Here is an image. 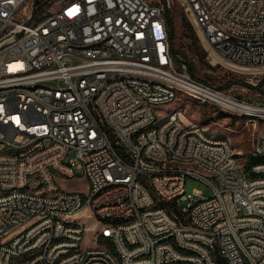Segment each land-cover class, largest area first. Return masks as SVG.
<instances>
[{"label":"built area","instance_id":"2783aa9c","mask_svg":"<svg viewBox=\"0 0 264 264\" xmlns=\"http://www.w3.org/2000/svg\"><path fill=\"white\" fill-rule=\"evenodd\" d=\"M173 2L0 0V73L6 74L0 85V264L28 247H45V254L27 264H115L105 246H79V239L104 237L116 238L125 264H168V258L264 264V178L241 177L227 137H207L180 112L156 121L157 112L143 104V97L181 96L175 83H186L235 114L240 106L264 114V101L190 71L170 34ZM180 2L211 58L212 49L247 72H264V0ZM23 72H31L30 83L7 86L8 76ZM74 78H81L80 87H73ZM34 80L43 87L33 88ZM147 118H155V127L142 132ZM253 140L260 149L251 158L264 155V127ZM5 145H26L27 153L2 156ZM164 156L203 159L219 168L220 179L165 164ZM77 169L88 180L86 191L59 181V172L79 175ZM190 178L212 192L189 190ZM24 181H36V190L19 192ZM38 186H46V194H38ZM48 188L59 198H48ZM94 188H101L98 199H91ZM192 202H199L198 212H191ZM120 213L134 214V222H122ZM61 214H75L80 225L61 223ZM81 215L96 225L81 223ZM153 233H161V242L151 243ZM169 234L197 255H182ZM125 238L137 239V246H125ZM139 250H152V258L137 259Z\"/></svg>","mask_w":264,"mask_h":264},{"label":"rangeland","instance_id":"374dc122","mask_svg":"<svg viewBox=\"0 0 264 264\" xmlns=\"http://www.w3.org/2000/svg\"><path fill=\"white\" fill-rule=\"evenodd\" d=\"M169 14L174 29V43L185 53L184 56L188 61V66L191 65L194 68L197 76L209 80L218 86H223L228 90L231 89L232 93L250 101H264V72H247L243 68L240 69L223 60L221 56L218 59H214L213 56L211 58L209 50L201 41L186 12L183 10L180 0H174L169 9ZM183 20L188 22V24H184ZM258 78L261 80L258 84H254V82L258 81ZM244 83L249 87L248 90H243L240 87V84ZM181 92V96L170 102L155 104L154 110L157 114L165 116L174 109H180L181 118L186 123L198 122L207 129L209 128V131L228 134L239 152V159L243 167L247 169L251 161L250 151L253 147V138L256 130L249 118L245 115L228 111L222 105L208 101L202 102L183 91ZM221 110L227 111L228 115H225ZM77 173L79 175L59 176V181L63 187L68 189L88 190L86 176L80 175L83 174V170L77 169ZM194 187L203 189L207 194L212 192L210 186L205 182L190 178L188 180V188L192 190ZM186 203L184 200L183 204ZM81 219L96 225L95 220L90 218V216L81 215ZM86 240V244L89 246L99 244L98 239Z\"/></svg>","mask_w":264,"mask_h":264},{"label":"bare ground","instance_id":"6f19581e","mask_svg":"<svg viewBox=\"0 0 264 264\" xmlns=\"http://www.w3.org/2000/svg\"><path fill=\"white\" fill-rule=\"evenodd\" d=\"M199 4H206V0H199ZM212 56L219 58L215 51L211 49ZM242 69L243 67L237 66ZM6 74L0 73V85H5ZM31 72H23L22 76H8L7 86H14L15 88H22L23 83H30ZM161 82H169V75H161ZM81 86V78L73 79V87ZM43 80H34L33 88H42ZM176 92H185L187 95L198 99L202 102H216L215 95H203L201 92H197L194 88H188L186 83H175ZM179 96H170L169 98H155L150 101V97H143V104H150V110H154V105L157 103L170 102ZM224 106L228 111L235 112L234 107L225 106V104H217ZM242 110L237 111L238 114L245 115L254 125L255 135L264 127V114L263 111L258 108H252L250 106H240ZM181 113V110L174 109L165 116H159L156 113V121H163V118H173L175 114ZM192 125H196L199 128H205V134L209 138H223L227 137V143L230 147V160L234 162L236 170H239V174L243 178L256 179L264 178V171L255 170L252 171V167L264 166V155L256 156L251 158L248 168L245 169L239 159V152L228 134L224 135H213L209 130L198 122H192ZM155 127V118H147L142 122V132H151V129ZM260 140H253V147L250 151L251 154L259 153ZM27 153L26 145H5L2 147V156L21 155ZM164 163L172 166L188 167L190 170H194L196 174H202L204 177H212L213 179H220V171L217 167H211L210 163L203 161V159L188 158L183 156H164ZM59 176H74L70 172H59ZM36 190V181H24L19 185V192H32ZM38 194H46V186H38ZM98 195H101V188H94V192H91V199H98ZM4 197V190L0 189V198ZM48 198H59V191L55 188H48ZM144 210H151V203H144ZM199 211V202L191 203V212ZM83 216V215H82ZM86 216V215H85ZM90 216V215H87ZM120 220L122 222H134V214L120 213ZM61 223H67L69 225H80V218L75 214H61ZM81 223H87L81 219ZM99 244L93 246H105V252L108 253L109 257L114 259L115 264H125V255H123L120 246L116 245V238L104 237L98 238ZM161 242V233H153L151 235V243ZM168 242L173 246H181L182 255L193 256L197 255V248L189 245H182V239L178 234H169ZM216 242H223V235H216ZM86 239H79V246H89L86 244ZM125 246H137V239L125 238ZM45 254V247H28L25 251H15V256H7V264H16V258L18 264H27L28 261H33L36 255ZM152 258V250H139L137 251V259L147 260ZM168 264H182L181 258H168Z\"/></svg>","mask_w":264,"mask_h":264},{"label":"trees","instance_id":"16d2710c","mask_svg":"<svg viewBox=\"0 0 264 264\" xmlns=\"http://www.w3.org/2000/svg\"><path fill=\"white\" fill-rule=\"evenodd\" d=\"M168 15H170L169 14V11H168ZM169 21H170V34H171V36H172V39H173V41H174V29H173V24H172V22H171V18H169ZM183 23L184 24H188V22H186V21H184L183 20ZM190 25V24H189ZM175 44V43H174ZM175 49H176V51H178V52H181L182 53V55L184 56V52L183 51H181L176 45H175ZM185 57V56H184ZM189 69H190V71L193 73V74H196L195 73V71H194V68L190 65L189 66ZM221 87H223V86H221Z\"/></svg>","mask_w":264,"mask_h":264},{"label":"crops","instance_id":"0c3cea01","mask_svg":"<svg viewBox=\"0 0 264 264\" xmlns=\"http://www.w3.org/2000/svg\"><path fill=\"white\" fill-rule=\"evenodd\" d=\"M180 110V109H179ZM221 112H223L225 115H228V113H227V111H223V110H221ZM230 113V112H229ZM208 130H209V128H208ZM209 132H211L213 135H224V134H226V133H220V132H217V131H215V132H212V131H209Z\"/></svg>","mask_w":264,"mask_h":264}]
</instances>
